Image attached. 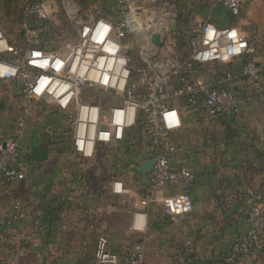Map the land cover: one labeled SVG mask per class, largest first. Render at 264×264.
Instances as JSON below:
<instances>
[{"label":"built area","instance_id":"built-area-1","mask_svg":"<svg viewBox=\"0 0 264 264\" xmlns=\"http://www.w3.org/2000/svg\"><path fill=\"white\" fill-rule=\"evenodd\" d=\"M154 1L157 6L141 7L132 0H115L117 14L110 20L61 0L70 35L57 43L39 35L45 32V22L55 19L58 3L29 2L25 13L38 24L24 26L21 44L11 43L0 29V82L15 81L24 114L32 113L31 108L38 104L55 107L59 121L69 123V132L61 130L58 135L69 137L67 146L85 161L98 158L111 163L116 159V147L126 145L137 128L145 146L139 157L128 156V167L142 192H132L120 180H112L110 190L115 195H133L127 202L133 214L132 229H138V217H145L156 205L171 223L184 222L187 254L204 262L205 257L196 254L195 236L188 234L185 224L193 209L191 192L197 174L177 159L173 133L182 126L181 109L205 121L209 130L218 129L221 119L233 122L239 109L234 95L238 84L248 90L247 97L264 105V68L254 60V48L243 29L230 23L217 25L210 15L186 32L187 45L182 50L175 11L166 0ZM206 1L214 9L222 5L233 16L246 2ZM153 34L158 35V42L151 40ZM206 65L211 69L204 77L201 71ZM19 132H0L2 184L22 183L29 168L31 156L25 152ZM147 159L153 165L147 174H141L138 165ZM235 201L243 208L247 228L230 245L223 262L246 264L264 235V188L247 186ZM20 207V201H14L3 218L0 247L10 242ZM85 264L147 262L143 246L118 253L110 249L108 236L100 233Z\"/></svg>","mask_w":264,"mask_h":264},{"label":"crops","instance_id":"crops-1","mask_svg":"<svg viewBox=\"0 0 264 264\" xmlns=\"http://www.w3.org/2000/svg\"><path fill=\"white\" fill-rule=\"evenodd\" d=\"M196 10L194 11L200 19L211 15L216 23L225 20L223 12L216 14L215 9L211 14L209 7H200ZM244 96L246 97L245 94ZM0 101L3 102L0 112H3L6 101ZM247 103L250 104L248 107L250 109L246 110L245 115L248 116L249 122L237 118L239 115L237 114L233 125L237 126L239 134L227 145L219 140L216 143L217 153L210 148L214 140L207 135L208 126L201 119L192 117V120L196 122L195 125L200 126V130L203 129L204 132L200 140L197 139V142L200 141L198 144L201 149L191 147L184 161L197 174L196 184L191 192L193 209L185 220V224L192 221L203 222L210 212L214 211L220 218L219 221L201 224V233L198 228L195 229L193 235L195 236L196 233L201 235L199 237L196 234L195 241L200 238V244L199 241L195 243L202 250L201 253L199 252L200 256L205 257L204 262L197 264H209L206 259L211 252L220 253V255L210 264H222V257L228 252L230 245L240 238L247 228L245 213L242 206L235 201V196L247 186L264 188V109L260 110L256 107L259 103L255 98H250ZM247 123L250 125L246 126ZM16 126L19 127V124ZM17 130H13L12 133ZM19 137L21 139L20 134ZM186 139L188 140V137ZM22 141L24 142H22L23 148L28 154L35 146L42 144L29 143V140L25 142L23 139ZM190 142L195 143L192 139ZM46 146L48 155L45 159L35 161L31 158L29 161V168L22 182L25 195L24 204L17 212L14 219L19 217L13 220L11 228L13 235L17 237L20 236L19 234L24 235V251L30 258L43 260L55 258L59 260L57 264H75V261L83 254L81 243L90 242L87 238H90L92 234L96 238L103 230L106 231L103 226L106 227L105 222L110 213L113 215L115 213L125 219L124 232H138L143 235L144 239L151 235L152 226L153 228L158 227V224L164 221L162 210L159 205H156L147 211L145 217L141 218L138 229L130 228L133 214L128 209L125 196L113 194L109 184L100 192L94 191L89 178L91 176L87 173L83 178L81 174H76L75 180L72 181L67 165L61 169L55 166L57 164L56 154L59 151L62 153L61 148L65 151L69 147L66 143L61 144V147L57 144ZM212 154L215 157L209 160ZM17 184L7 185L0 182V211H4L0 216V225L3 217L9 213L7 212L9 206L16 199L13 198L17 192L11 186ZM114 196L119 198L116 204L112 203ZM11 208L12 206L9 210ZM150 214L151 221L148 220ZM213 222H218L217 226H214ZM209 226L217 229L213 238L210 235L207 237L208 233L206 234L204 229ZM154 231L157 233L158 229L154 228ZM208 241L211 244L213 242V245ZM257 248L262 251L261 246ZM256 257V249H254L246 264H257Z\"/></svg>","mask_w":264,"mask_h":264},{"label":"rangeland","instance_id":"rangeland-1","mask_svg":"<svg viewBox=\"0 0 264 264\" xmlns=\"http://www.w3.org/2000/svg\"><path fill=\"white\" fill-rule=\"evenodd\" d=\"M30 1L31 0H0V29L3 34L7 37V39L14 45L21 44V35L24 26L32 25V27H34V25L38 24V21L36 19L30 17V15L25 13L24 6ZM55 1L58 3L56 17L54 20H51V22H45V32L40 34L39 38H46V40H51L52 42L57 43V41L60 42L69 37L70 25L69 20L67 18V14L63 8V5L65 3L63 4L61 0ZM67 1L73 2L78 5L79 8L85 13L95 12L97 14H100L101 12H99V10L101 8V4H103V2L107 0ZM132 1L134 2V4H137L141 7H152L158 5V3H155L154 0ZM166 2L169 6H172L171 9L172 11H175L177 21L179 20L177 27H179V29L182 27V31H185V33L189 32V28L193 27L200 19V17H197V12H195L197 11L196 8L209 7L210 14L214 10V8H211V6L207 3L206 0H166ZM222 10L223 8L221 9V11ZM109 19L111 20L112 17ZM229 23L232 25H238L241 29L246 32L248 40L254 48V60L259 62V64L264 67V0H246L240 12L237 15L233 16L227 22V24ZM40 24H42V22ZM174 48L176 50L179 49L178 47ZM202 69L203 70L201 71V75L204 77L209 76L211 66L206 65L203 66ZM247 92L248 90H246L243 85L238 84L237 88L234 90V95L239 102V115H237V118H241L242 120H247V122H249L247 119L248 116L245 115L246 110L250 109L248 107H250L251 104V102L250 104L247 103V101L250 100V97L244 96V94ZM0 100L6 101L5 109L3 110V112H0L1 133L11 134L12 132L18 129L17 131L21 132L19 133L21 135V142H23V139L25 142L29 140V143H51L57 144V146L61 147L60 141H65L66 145H68L67 143H69V137L63 138L62 136L60 137L58 134L61 130H67L69 132V123H61L59 121V114L55 107L42 106L38 104L31 108V110L33 111L32 113L29 112L30 114H24L21 110L19 89L15 84V81L13 80L0 82ZM256 107H259L258 109L260 110L264 109L263 104L256 105ZM181 112L183 120L188 117V121L186 120V122H183L182 120L181 128L177 132L173 133V140L176 144L177 159L181 161L185 166H187L184 162L186 158V153L188 155V151H190L191 147H199V149H201L198 144L200 141L197 142V139L200 140L203 135L202 132H204V130H200V126L195 125V120H192V117L190 118L189 116H187V112L185 111V109H181ZM18 122H21V127L16 126ZM249 125V123L246 124V126ZM187 137L188 140L186 139ZM190 139H192V141L195 143H191ZM137 140L138 142H136L135 145L130 147L131 151L130 153H128L129 157L134 156L137 158L143 152V146H145L143 140L142 138H139V136ZM56 155L57 156L55 158L57 164L55 166L59 167L60 169L64 165L66 166L68 164L67 162L69 160H67L66 158H69L71 161L73 160V157L76 156L70 147L67 148V150H65L64 152L57 153ZM214 157L215 155L212 154L209 160H212V158ZM70 164L71 163H69V165ZM84 171L85 173L91 176L90 182L94 191L100 192V190L108 186V184H110L112 180H120L124 185H127L130 189H132V192L140 194L141 183L138 182V179H135V177H133L135 175L134 173H130L129 167L125 169L121 168L120 165L104 163L103 161H100V159H96L95 163L91 162L90 164L85 166ZM11 187H13L14 191L17 192V195L13 198L16 199H12L13 202L18 200L21 203V207H23V201L25 196L23 184L18 183L17 185H13ZM131 197H133L132 194H130L129 196L126 195L125 202H128L129 198L131 199ZM118 201V197L114 196L112 198L113 204H116ZM11 206L12 205H10L9 208ZM9 208L7 212H9ZM128 209L130 210V208ZM3 212L4 211L2 210L0 211V216L3 214ZM111 215H113V213H110V215L107 216L105 222L106 227L104 228L103 226V229H105L106 231L104 232L103 230V232H101L108 236L109 247L112 251H116L118 253L123 251L129 252L136 246L141 245L144 249V255L147 264H185L189 261L188 257L186 256V234L182 230V228L185 227L184 222H161V224H158L157 227L158 232L156 233L154 231V228L152 227V231H150L151 235L147 239H144L143 235H140L138 232H124L123 229L126 225L125 219L119 217V215H115V213L112 217ZM16 219H14V221ZM148 220H152L151 214L148 216ZM204 220L203 222H189V224L186 225L188 234H194L196 228H198L201 233V224H205L210 221H219L220 218L214 211L210 212L209 216H207V218H205ZM217 223L218 222H213L214 226H217ZM212 226L204 228L206 234L208 233L207 237L208 235H210L211 238L215 236L214 234L217 229ZM16 231L18 230L16 229ZM196 234L201 237V235H199L198 233ZM19 235L20 236L17 237L16 235H13L12 232L9 238L10 242L5 244V246L0 247V255L3 258V264H46L41 258L32 259L26 255L24 251V235ZM87 239L90 240V242L81 243L83 254L81 255V258H78L75 261V264H85L91 257L95 238L92 234V236ZM208 240L212 241L213 239ZM197 241H199L200 244V238H198ZM209 244H211V242H209ZM211 245H213V242ZM258 246H261L262 251L257 248ZM258 246L255 248L257 255V264H264V235L259 241ZM195 250L196 254H200L202 252L200 246H198L197 243H195ZM58 261L59 260L56 259L51 260V263L57 264ZM194 263L197 264L198 261H194Z\"/></svg>","mask_w":264,"mask_h":264},{"label":"trees","instance_id":"trees-1","mask_svg":"<svg viewBox=\"0 0 264 264\" xmlns=\"http://www.w3.org/2000/svg\"><path fill=\"white\" fill-rule=\"evenodd\" d=\"M31 1H35V0H31ZM99 12H101V13L100 14L98 13V15L101 16V17H103V18H105V19H109L111 17L114 18L115 15L117 14V8H116V5H115V0H107V1L103 2V4H101V8H100ZM216 24L217 25H221L220 23H216ZM179 34H180L178 36V38H179V47L182 48V49H184L187 44L184 41L185 36H186V33H185V31L184 32L182 31V27L179 29ZM236 65H234L233 67L234 68H237L238 65H237V67H236ZM186 99H187V97H184L182 99V102L183 103H186ZM187 116H189L190 118L191 117H196L193 114L188 113V111H187ZM186 120L188 121V117L185 118L183 120V122H186ZM233 123L234 122H229V121H226L225 119H221L218 122V125H219L218 126V129L214 128L212 130H209V132H207V135H210V137L214 140L213 143L211 142V144H210L211 147L210 148H212V150L216 151V153H217L216 143L219 140H222L223 141V144L224 145L225 144L227 145V144H229V143H231L233 141V138L236 135L239 134L238 133L239 130L237 129V126H234ZM133 132L131 133L130 138H127L128 139V142L126 143V145H120V146H117L116 147L115 152L117 153V155H116V159H114V161L111 162L112 164H114V165H120L121 168H125V169L128 167V159H129L128 153H129L130 147L132 145H135L136 142H138V140H137L138 139V129L136 128ZM134 140H136V141H134ZM60 144L64 145L65 144V141H60ZM60 150H62V152H64V148H61ZM66 159L69 160L67 162L68 164H67L66 167H68L67 169L69 171V175H71V177H72V181L75 180L74 176L76 174H81L82 178L83 177H86L85 171H84V167L87 166L88 164H90L91 162H93V163L96 162V159H92V160L85 161L84 159L80 158L78 155L74 156L73 157V160H71V161H70L69 158H66ZM29 160H31V157H29ZM69 163H71V164L69 165ZM133 177H135V179H138L136 176H133ZM89 178H91V177H89ZM163 219H164V221H162L163 223H169L170 222L167 219L166 216H163ZM152 225H153V223H152ZM154 228L158 229L155 226H154ZM219 255H220V253L214 254V252H211L210 255L208 256V258L206 259V261H208L209 264H210V263L213 262L214 259L219 258ZM186 256L188 257V260L189 261L194 260L192 255L187 254ZM224 257L225 256H223L222 258H224ZM51 260H55V258L54 259H50V261L48 259H46V260H44V263H46V264H52L51 263ZM194 261L196 262L197 260H194ZM194 261L193 262H187V264H193ZM222 264H226V263L225 262H222Z\"/></svg>","mask_w":264,"mask_h":264},{"label":"water","instance_id":"water-1","mask_svg":"<svg viewBox=\"0 0 264 264\" xmlns=\"http://www.w3.org/2000/svg\"><path fill=\"white\" fill-rule=\"evenodd\" d=\"M223 8L222 5H218L215 8V13L219 14L220 12H223L225 20L219 22L222 26L226 25L227 22L233 17V15L231 14V12L225 8H223V10L221 11V9ZM218 22V20H217ZM151 40L153 42H158V35L157 34H153L151 36ZM3 102L0 101V108L2 107ZM48 155V148L45 144H40L35 146L30 153V156L33 160L35 161H39V160H43L47 157ZM153 165V160L152 159H147L144 160L142 162H140V164L138 165V171L141 174H147L149 169L151 168V166Z\"/></svg>","mask_w":264,"mask_h":264},{"label":"bare ground","instance_id":"bare-ground-1","mask_svg":"<svg viewBox=\"0 0 264 264\" xmlns=\"http://www.w3.org/2000/svg\"><path fill=\"white\" fill-rule=\"evenodd\" d=\"M141 221V217H138V222H140Z\"/></svg>","mask_w":264,"mask_h":264},{"label":"snow or ice","instance_id":"snow-or-ice-1","mask_svg":"<svg viewBox=\"0 0 264 264\" xmlns=\"http://www.w3.org/2000/svg\"><path fill=\"white\" fill-rule=\"evenodd\" d=\"M233 35H234V33H233ZM37 55H39V54H37Z\"/></svg>","mask_w":264,"mask_h":264}]
</instances>
